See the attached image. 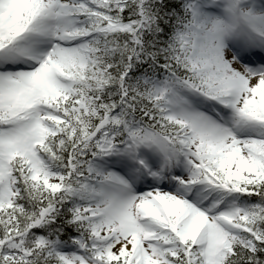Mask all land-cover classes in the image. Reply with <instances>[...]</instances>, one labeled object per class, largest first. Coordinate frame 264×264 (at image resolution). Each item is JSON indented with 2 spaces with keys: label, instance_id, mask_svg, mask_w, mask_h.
<instances>
[{
  "label": "snow or ice",
  "instance_id": "1",
  "mask_svg": "<svg viewBox=\"0 0 264 264\" xmlns=\"http://www.w3.org/2000/svg\"><path fill=\"white\" fill-rule=\"evenodd\" d=\"M0 264H264V0H0Z\"/></svg>",
  "mask_w": 264,
  "mask_h": 264
}]
</instances>
